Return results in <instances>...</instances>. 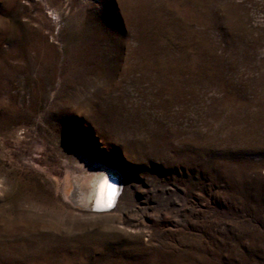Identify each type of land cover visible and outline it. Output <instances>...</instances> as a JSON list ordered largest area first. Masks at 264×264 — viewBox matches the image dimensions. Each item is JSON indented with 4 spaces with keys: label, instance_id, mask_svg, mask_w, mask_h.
Segmentation results:
<instances>
[{
    "label": "rangeland",
    "instance_id": "1",
    "mask_svg": "<svg viewBox=\"0 0 264 264\" xmlns=\"http://www.w3.org/2000/svg\"><path fill=\"white\" fill-rule=\"evenodd\" d=\"M0 264H264V0H0Z\"/></svg>",
    "mask_w": 264,
    "mask_h": 264
},
{
    "label": "bare ground",
    "instance_id": "2",
    "mask_svg": "<svg viewBox=\"0 0 264 264\" xmlns=\"http://www.w3.org/2000/svg\"><path fill=\"white\" fill-rule=\"evenodd\" d=\"M95 175L92 180L82 181L84 178L78 177L75 179V191L72 194L73 200L86 206L90 210L96 212H106V214L114 213L121 199L125 197L124 191L121 193L120 175L113 169H102ZM112 185V188L105 186L104 182ZM125 188L131 187V181L126 180ZM124 187V186H123ZM121 193V194H120Z\"/></svg>",
    "mask_w": 264,
    "mask_h": 264
},
{
    "label": "snow or ice",
    "instance_id": "3",
    "mask_svg": "<svg viewBox=\"0 0 264 264\" xmlns=\"http://www.w3.org/2000/svg\"><path fill=\"white\" fill-rule=\"evenodd\" d=\"M104 184H105V186L108 187V188H112V187H113L112 185H108L106 181L104 182Z\"/></svg>",
    "mask_w": 264,
    "mask_h": 264
}]
</instances>
